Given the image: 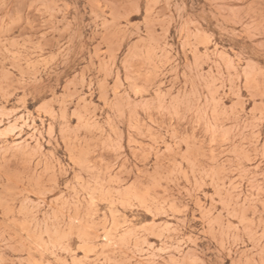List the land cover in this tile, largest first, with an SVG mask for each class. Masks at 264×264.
<instances>
[{
	"label": "rangeland",
	"instance_id": "374dc122",
	"mask_svg": "<svg viewBox=\"0 0 264 264\" xmlns=\"http://www.w3.org/2000/svg\"><path fill=\"white\" fill-rule=\"evenodd\" d=\"M0 264H264V0H0Z\"/></svg>",
	"mask_w": 264,
	"mask_h": 264
}]
</instances>
